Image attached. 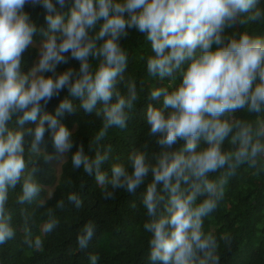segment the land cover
Returning a JSON list of instances; mask_svg holds the SVG:
<instances>
[{
    "label": "clouds",
    "instance_id": "obj_1",
    "mask_svg": "<svg viewBox=\"0 0 264 264\" xmlns=\"http://www.w3.org/2000/svg\"><path fill=\"white\" fill-rule=\"evenodd\" d=\"M26 5L44 10V27ZM250 22L264 23L261 0H0V244L15 237L6 210L10 191L19 185L17 205L44 203L32 157L47 132L55 153L45 157H70L73 169L93 177L105 199L116 190L135 195L142 189L150 264H220L218 241L204 220L239 167L264 172V36L242 30ZM133 32L150 45L143 59L159 85L144 106L155 147H132L126 159L111 163L109 174L102 166L110 149L102 142L110 129L127 128L141 99L136 81L125 75L122 41ZM31 48L36 58L25 72ZM54 98L58 103L49 113L45 108ZM78 112L101 117L87 151L62 123ZM29 122L34 127L25 130ZM25 134L31 137L27 155ZM67 201L82 205L75 192ZM46 216L44 234L59 223L54 213ZM93 236V224L85 223L79 248L87 249ZM223 239L230 245L228 236ZM24 243L39 248L42 239L29 233ZM89 259L96 264L99 257Z\"/></svg>",
    "mask_w": 264,
    "mask_h": 264
},
{
    "label": "trees",
    "instance_id": "obj_2",
    "mask_svg": "<svg viewBox=\"0 0 264 264\" xmlns=\"http://www.w3.org/2000/svg\"><path fill=\"white\" fill-rule=\"evenodd\" d=\"M261 4L264 5V0H261ZM25 11L38 27L45 26L42 8L26 5ZM241 28L251 34L264 36V23L250 22ZM35 40L39 41V37ZM122 46L128 55L125 75L136 81L141 99L134 108L127 128L110 129L102 142L104 149H110V160L102 166L109 174L111 163L126 159L132 147L142 144H149L153 149L155 147L147 135L148 128L144 122L147 93L159 86L148 75L143 59L150 54V45L141 35L133 32L122 41ZM35 57V48L25 53L22 71L26 72L31 67ZM70 65L78 66L73 61H70ZM67 66H60L59 70ZM161 84H167V81ZM64 95L66 92L61 93V97ZM57 103L58 100L54 98L45 111L54 113ZM62 123L73 133L74 141L83 143L87 151L101 126V117L78 112L77 115L66 114ZM33 127L30 122L23 126L25 130ZM30 141L31 137L25 134L26 155ZM97 147L99 146L93 145L94 150ZM40 150V154L34 155L32 159L34 179L41 186L39 197L44 203L42 206L35 202L17 205L15 201L19 185L9 192L6 210L12 215L15 237L0 244V264H91L90 254L99 257L96 264H150V234L143 229L146 213L139 200L142 189L135 195L116 190L111 199H105L104 191L93 177L84 173L83 169H73L70 157L61 163L58 175L54 174L44 155L54 156L55 153L50 133H45ZM49 186H52V190L46 196V187ZM73 192L82 201L80 208L67 201V196ZM61 201L64 203L63 209L58 207ZM48 212L54 213L59 223L52 232L44 234L42 226ZM87 222L93 224L94 236L88 248L81 250L77 244V236ZM204 226L218 241L220 264H264V172L257 174L247 165L239 167L236 174L228 178L224 198L217 210L205 218ZM29 233L33 239L41 237V247L30 248L24 243ZM224 236L230 238V245H225Z\"/></svg>",
    "mask_w": 264,
    "mask_h": 264
},
{
    "label": "rangeland",
    "instance_id": "obj_3",
    "mask_svg": "<svg viewBox=\"0 0 264 264\" xmlns=\"http://www.w3.org/2000/svg\"><path fill=\"white\" fill-rule=\"evenodd\" d=\"M36 43L38 44L39 41H36ZM35 58H36V57H35ZM35 58H34V60H35ZM34 60H33V62H34ZM64 160H65V159H64ZM64 160L59 161V160L56 159V158H51V159L48 158V161H49V163H50V165H51V167H52V169H53V172H54V174H55L56 176L58 175L59 170H60L61 163H62ZM51 190H52V186L46 187V196H48V195L50 194ZM206 230H207V227L205 226V231H206Z\"/></svg>",
    "mask_w": 264,
    "mask_h": 264
}]
</instances>
